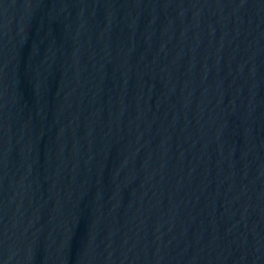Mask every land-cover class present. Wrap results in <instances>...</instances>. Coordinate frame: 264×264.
Returning <instances> with one entry per match:
<instances>
[{
	"label": "water",
	"instance_id": "95a60500",
	"mask_svg": "<svg viewBox=\"0 0 264 264\" xmlns=\"http://www.w3.org/2000/svg\"><path fill=\"white\" fill-rule=\"evenodd\" d=\"M264 231V0H0V264H228Z\"/></svg>",
	"mask_w": 264,
	"mask_h": 264
}]
</instances>
